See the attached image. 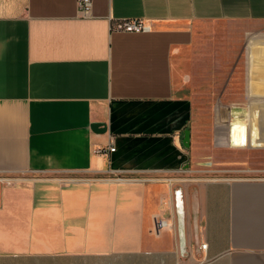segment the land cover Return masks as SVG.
<instances>
[{
	"label": "crops",
	"instance_id": "0c3cea01",
	"mask_svg": "<svg viewBox=\"0 0 264 264\" xmlns=\"http://www.w3.org/2000/svg\"><path fill=\"white\" fill-rule=\"evenodd\" d=\"M212 20L263 24L264 0H0V264H264V178L204 174L252 147L247 111L205 133L175 83Z\"/></svg>",
	"mask_w": 264,
	"mask_h": 264
},
{
	"label": "rangeland",
	"instance_id": "374dc122",
	"mask_svg": "<svg viewBox=\"0 0 264 264\" xmlns=\"http://www.w3.org/2000/svg\"><path fill=\"white\" fill-rule=\"evenodd\" d=\"M197 41L192 49L190 60H182L176 73V85L179 91L190 96L198 111L200 131L209 132L214 126L215 134L226 133L230 121V111L235 106L247 111L242 118L248 126L253 119L259 127L258 140L261 145H252L237 152V166H218V171H205L207 176H225L246 174L263 176L264 172V72L260 70L259 60L264 54H252L251 48L256 42L264 43V23L254 24L248 21L212 20L198 22ZM260 47L258 46V50ZM248 60H258V72L252 73L253 92L258 96H246V78L253 65ZM257 74V75H256ZM262 78V79H260ZM258 109V111H256ZM236 113V112H235ZM237 114V113H236ZM245 117V118H244ZM253 117V118H252ZM261 132V133H260ZM234 150V149H231ZM235 166V167H234ZM249 169V171H227L226 168ZM48 174H39L46 176ZM139 179V178H138ZM144 179V178H142Z\"/></svg>",
	"mask_w": 264,
	"mask_h": 264
},
{
	"label": "built area",
	"instance_id": "2783aa9c",
	"mask_svg": "<svg viewBox=\"0 0 264 264\" xmlns=\"http://www.w3.org/2000/svg\"><path fill=\"white\" fill-rule=\"evenodd\" d=\"M78 8L80 10V13L82 14H89L92 8V0H78ZM116 28L121 29V30H126V31H143V30H148L150 29V25L146 23L143 19L138 18V19H123L117 22ZM114 146H110V150H114ZM103 148L98 147L96 148L97 152H101ZM240 171L246 172L249 171L248 169H241ZM264 172V169L262 170ZM254 177H263V176H254ZM179 210V209H178ZM167 224V222L163 219L157 220L156 221V229L159 230L162 227H164ZM201 246L203 248L207 247L206 243H202Z\"/></svg>",
	"mask_w": 264,
	"mask_h": 264
},
{
	"label": "bare ground",
	"instance_id": "6f19581e",
	"mask_svg": "<svg viewBox=\"0 0 264 264\" xmlns=\"http://www.w3.org/2000/svg\"><path fill=\"white\" fill-rule=\"evenodd\" d=\"M256 43L257 44H253V46L251 48L252 54H257V55L264 54V43L263 42H256ZM258 46L260 47L259 50H258ZM233 124L235 126L233 128L232 136H233L234 140H236V142H238V144L242 139L243 140L245 139L247 144H249V142L251 144H255V145H261L262 144V142L260 140H258L259 127H258L257 123L254 121V119L251 123L249 141H248V138L246 139V136H245V125H247V124H245L240 118H236V121H234Z\"/></svg>",
	"mask_w": 264,
	"mask_h": 264
},
{
	"label": "water",
	"instance_id": "95a60500",
	"mask_svg": "<svg viewBox=\"0 0 264 264\" xmlns=\"http://www.w3.org/2000/svg\"><path fill=\"white\" fill-rule=\"evenodd\" d=\"M234 124L232 123L231 124V138H232V143L233 144H236V145H246L247 144V142L245 141V139L243 140L242 138V140L239 142V144H238V142H236V140H234V138H233V136H232V132H233V128H234ZM245 136H246V139L248 138V141H249V138L250 137H248V126L247 125H245ZM183 142H184V144L186 145V146H189L190 145V129L189 128H185L184 129V138H183Z\"/></svg>",
	"mask_w": 264,
	"mask_h": 264
}]
</instances>
